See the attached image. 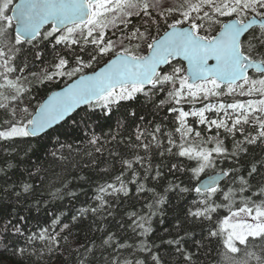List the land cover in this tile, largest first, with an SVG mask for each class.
I'll use <instances>...</instances> for the list:
<instances>
[{
	"label": "snow or ice",
	"instance_id": "obj_1",
	"mask_svg": "<svg viewBox=\"0 0 264 264\" xmlns=\"http://www.w3.org/2000/svg\"><path fill=\"white\" fill-rule=\"evenodd\" d=\"M0 146L15 264H198L212 242L218 264H264V0H0ZM45 192L89 197L69 217L85 242L66 212L25 226L17 206Z\"/></svg>",
	"mask_w": 264,
	"mask_h": 264
},
{
	"label": "trees",
	"instance_id": "obj_2",
	"mask_svg": "<svg viewBox=\"0 0 264 264\" xmlns=\"http://www.w3.org/2000/svg\"><path fill=\"white\" fill-rule=\"evenodd\" d=\"M16 1L17 0H13V3L15 4ZM160 2L162 6H167V5L175 4L176 0H160ZM8 14L10 15V11ZM26 62L30 64V69H29L30 71L40 72L42 68L44 67V65L41 64L39 61H33L31 58V55H29L26 58ZM29 79L31 80L32 78L29 77ZM64 86H65V82L63 81L59 83L58 87L57 86H44V85H40L34 82L33 91L31 95L35 97V99L32 100V106L35 107L38 102H43V100L46 99L47 96L50 95L53 91H59ZM182 106L185 108V110H190L192 107L191 104H183ZM196 108H199V107H196ZM122 112L123 110H120V111L114 110V115L111 121L101 119V120H97L96 123H99L101 125L111 124V126L115 128L116 121L122 117ZM191 119L192 118H190V122H191ZM197 127H202V126H197ZM64 130L65 129H61V131H64ZM97 131L99 132L100 129H97ZM104 131L107 132L108 128L105 127ZM33 143H35V141H33ZM45 143H47V137L40 140V144H45ZM26 146L27 145L25 144L17 145L19 149H23ZM3 151H4L3 146H0V154H3ZM21 155H22V152H21ZM262 156H264V148L254 147L252 150V157H262ZM252 157H250L249 159H251ZM34 159L35 157H33V160ZM189 163H194V162H189ZM63 175L65 174L61 173V176ZM72 175H76L75 170H71V175H69L68 178L71 179ZM81 175H89V176H92L93 179L98 178V174H94V173L87 172V171H85L84 173H81ZM58 182L59 181L56 177H52L49 181L50 184H58ZM79 183L80 182L78 181H73L71 184H69V187L72 188L73 190H76ZM2 187H3V184L0 183V188ZM88 191H89V196H90L91 191H92L91 188H88ZM37 198L48 199L49 203H48L47 208L41 207L40 209H37L33 204V200ZM10 199H11L12 204H14L15 199L11 197L10 193H5L3 191H0V207H4ZM86 199H89V197H85L81 195L79 197V200H72V198L67 197V196H65L64 199L62 200H57L54 197L52 198L48 197L47 192H45V195L43 197H40L38 193L36 197L29 198L26 204L22 203L21 205H18L17 209L20 215H24L27 218L28 222L25 226L33 230H35L38 224L44 225L46 222H50L51 216L48 213L59 214L61 212H66L67 216L64 217V221L72 224V231H73V235L69 237V241L71 242L73 240L78 239L80 242H85L86 238L92 235V233L88 231L87 223L80 224L77 226L76 224L72 223L69 220V217L74 214V208L79 207L80 204ZM9 210H10V206L4 207V216L0 217V219L7 218V213ZM172 220H173V217L170 214L164 224L157 225L160 235H163V232L161 231L163 228L171 227ZM197 231H199V229H197ZM19 243L23 244V241L21 240L19 241ZM224 251L225 250L223 249L221 245L215 242H212L210 245H208L204 250L200 252L198 264H218V262L220 261V253ZM164 255L167 258V252H165ZM20 259L21 257L13 256L11 251H5L2 247H0V264H15V262ZM64 259L65 257L46 260L45 264H64Z\"/></svg>",
	"mask_w": 264,
	"mask_h": 264
},
{
	"label": "water",
	"instance_id": "obj_3",
	"mask_svg": "<svg viewBox=\"0 0 264 264\" xmlns=\"http://www.w3.org/2000/svg\"><path fill=\"white\" fill-rule=\"evenodd\" d=\"M19 2V0H17V2L16 3H18ZM11 14V13H10ZM60 91V90H59ZM78 111H80V110H78ZM73 115H75V113L73 114ZM204 179V178H203Z\"/></svg>",
	"mask_w": 264,
	"mask_h": 264
},
{
	"label": "rangeland",
	"instance_id": "obj_4",
	"mask_svg": "<svg viewBox=\"0 0 264 264\" xmlns=\"http://www.w3.org/2000/svg\"><path fill=\"white\" fill-rule=\"evenodd\" d=\"M198 105H200V103H196V104H195V107L198 106Z\"/></svg>",
	"mask_w": 264,
	"mask_h": 264
}]
</instances>
